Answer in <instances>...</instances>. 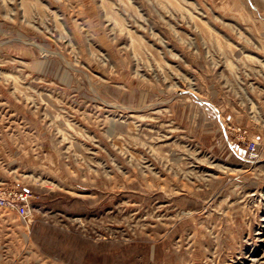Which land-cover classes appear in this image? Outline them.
Returning a JSON list of instances; mask_svg holds the SVG:
<instances>
[{
	"label": "rangeland",
	"instance_id": "1",
	"mask_svg": "<svg viewBox=\"0 0 264 264\" xmlns=\"http://www.w3.org/2000/svg\"><path fill=\"white\" fill-rule=\"evenodd\" d=\"M0 264H264V0H0Z\"/></svg>",
	"mask_w": 264,
	"mask_h": 264
},
{
	"label": "built area",
	"instance_id": "2",
	"mask_svg": "<svg viewBox=\"0 0 264 264\" xmlns=\"http://www.w3.org/2000/svg\"><path fill=\"white\" fill-rule=\"evenodd\" d=\"M30 194L27 190L16 189L0 194V204L16 208L23 216L29 213Z\"/></svg>",
	"mask_w": 264,
	"mask_h": 264
}]
</instances>
